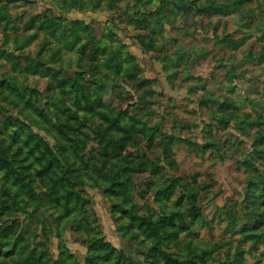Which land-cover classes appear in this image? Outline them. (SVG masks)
Wrapping results in <instances>:
<instances>
[{
  "label": "rangeland",
  "instance_id": "rangeland-1",
  "mask_svg": "<svg viewBox=\"0 0 264 264\" xmlns=\"http://www.w3.org/2000/svg\"><path fill=\"white\" fill-rule=\"evenodd\" d=\"M0 140V264H264V0H0Z\"/></svg>",
  "mask_w": 264,
  "mask_h": 264
},
{
  "label": "trees",
  "instance_id": "trees-1",
  "mask_svg": "<svg viewBox=\"0 0 264 264\" xmlns=\"http://www.w3.org/2000/svg\"><path fill=\"white\" fill-rule=\"evenodd\" d=\"M6 81V80H5ZM2 85L1 86H3V85H5V86H7L6 85V83H1ZM11 84H13V83H11ZM74 95L76 94V91L75 92H72ZM63 105H61L60 107L61 108H63V109H65V107L63 106ZM109 116V115H108ZM50 118V120H48L46 117H45V120H43L42 121V118H39L38 119V122L41 124V127L47 132V133H49L50 135H51V132H48V131H54V129H57V131L58 132H56L57 134H60V135H62V134H64L65 133V131L63 130V128L61 127V125H62V123H60V121H58V117H57V115H54V116H51V117H49ZM51 123L50 125H49V127H46L47 126V124H48V121ZM112 120V122L114 123V124H118V122L119 121H122L123 120V117L121 116V113L119 112L117 115H115V117H113V119H111ZM11 125H15V124H17V125H19V127L21 128V129H25V128H27V125L26 124H24V123H21L20 121L19 122H16L15 123V121L14 122H12V123H10ZM57 124H59L58 126H57ZM16 126V125H15ZM143 128H146V129H148V127H146V126H139V129H138V133H142L143 134V136H148V134L147 133H145L144 131H143ZM18 134H19V132H17V133H13V135L11 136L14 140H16V138L18 137ZM1 141V140H0ZM58 149H60V148H58ZM6 153V152H5ZM49 154H50V152H49ZM51 155V154H50ZM56 155H62V153L60 152V151H58V152H56ZM49 156H47L46 158H48ZM9 158V156L7 157V154H4V153H1L0 152V164H5L6 162H8L9 163V161L8 160H10V161H12L11 159H8ZM51 160L54 162V159L51 157ZM13 162V161H12ZM245 165H246V167H247V169H248V171L252 174V175H256V176H263V174L264 173H261L260 171H259V168L257 167V165L255 164V163H253L251 160H246L245 162ZM12 167L10 166V165H8V170H10ZM47 169V166L45 167V170ZM102 176H103V173H102ZM104 176H107V175H104ZM5 178H6V180H8L11 184H16V183H21V181L18 179V177H16V176H12V175H10V173H7L6 175H5ZM170 181V180H169ZM247 186H251L252 187V189L253 190H257V187H261V190L262 191H264V180H260V181H258V182H256V181H254L253 179H250L248 182H247ZM26 192H29V196H31V197H29V198H33V200H35V198H37V196H35L33 193H35L34 191H33V187L32 186H29V189H26ZM78 192V191H77ZM79 193V192H78ZM74 194H76L75 193V191H73V190H71L70 189V187H68L67 186V188H65V190L63 191V193H62V195H63V197L65 198V200H64V203L62 204V206L66 209V211L67 212H69V210H71L72 208H73V206H75V204L78 202V201H80V199L79 200H75L74 198H76V197H74ZM172 194V193H171ZM79 196V195H78ZM79 198V197H78ZM0 214H3V209H1V207H0ZM236 219H237V215H235L234 217H233V220H232V222L233 223H235L236 222ZM247 226V224H244V228ZM0 244H1V240H0ZM30 255H28V257H29ZM33 260V261H32ZM34 260H35V256H33L32 257V259H31V263L32 264H35L36 262H34ZM40 260H41V256H40Z\"/></svg>",
  "mask_w": 264,
  "mask_h": 264
}]
</instances>
